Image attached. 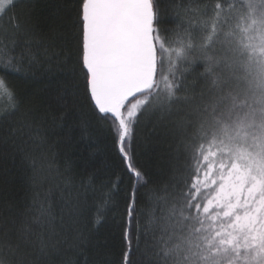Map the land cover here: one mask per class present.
<instances>
[{
	"label": "snow or ice",
	"instance_id": "snow-or-ice-1",
	"mask_svg": "<svg viewBox=\"0 0 264 264\" xmlns=\"http://www.w3.org/2000/svg\"><path fill=\"white\" fill-rule=\"evenodd\" d=\"M16 6L0 0L6 74L39 62L33 28ZM160 23L154 0H78L72 21L84 92L108 121L136 191L149 183L130 151L136 128L146 122L169 141L170 182L143 209L130 201L121 264H264V0H183L165 35ZM55 47L53 39L44 50L49 61L59 58L49 55ZM78 91L64 89L62 106ZM0 99L15 115L19 103L3 76ZM38 119L25 115L6 138L39 149ZM32 166L37 172L35 159ZM102 218L97 208L94 223ZM54 219L48 195L27 219H0V264H33L46 247L36 229Z\"/></svg>",
	"mask_w": 264,
	"mask_h": 264
},
{
	"label": "trees",
	"instance_id": "trees-1",
	"mask_svg": "<svg viewBox=\"0 0 264 264\" xmlns=\"http://www.w3.org/2000/svg\"><path fill=\"white\" fill-rule=\"evenodd\" d=\"M183 0H154L160 31L173 27L171 21ZM78 0H17L13 14L22 25L33 28L34 51L39 62L23 73L0 70L13 87L18 111L11 114L8 102L0 99V219L25 220L43 202L52 205L54 222L36 229L46 247L35 252L33 264H121L126 250V209L135 199L136 208L146 207L147 195L170 182L169 141L162 130L153 131L146 122L136 128L130 142L137 167L149 178L138 187L125 169L109 123L93 113L78 72L77 41L72 21ZM11 31L8 18L3 21ZM55 42L58 59L48 60L44 50ZM16 48V53H19ZM76 77L74 79L73 77ZM79 88L73 102L62 106L66 88ZM38 117L44 143L39 149L13 145L5 132L22 117ZM36 160L37 172L32 161ZM53 162L51 166L49 162ZM37 173H39L37 175ZM113 185L115 187L113 188ZM108 194L111 201L104 205ZM97 208L103 211L94 223ZM39 245V241H36ZM134 258V257H133Z\"/></svg>",
	"mask_w": 264,
	"mask_h": 264
}]
</instances>
